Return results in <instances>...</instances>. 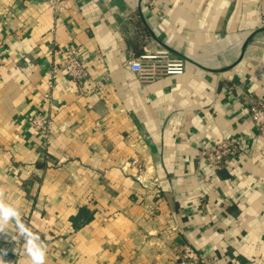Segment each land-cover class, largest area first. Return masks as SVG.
<instances>
[{
  "label": "crops",
  "instance_id": "crops-1",
  "mask_svg": "<svg viewBox=\"0 0 264 264\" xmlns=\"http://www.w3.org/2000/svg\"><path fill=\"white\" fill-rule=\"evenodd\" d=\"M0 42V193L45 264H176L180 243L207 264H264V142L248 113L264 97V0H0ZM68 48L96 90L58 73L47 101ZM159 50L184 72L140 81L127 61ZM224 140L238 149L216 168L201 148ZM24 245L14 223L0 230V264H31Z\"/></svg>",
  "mask_w": 264,
  "mask_h": 264
},
{
  "label": "built area",
  "instance_id": "built-area-1",
  "mask_svg": "<svg viewBox=\"0 0 264 264\" xmlns=\"http://www.w3.org/2000/svg\"><path fill=\"white\" fill-rule=\"evenodd\" d=\"M68 0H46V3L53 9H58ZM8 49L0 42V57L7 53ZM59 60H54L49 69L47 79V91L44 93L45 100L49 101L55 87V78L58 73L64 74L80 92L90 93L96 90V83L89 76L82 58L73 49H61L58 51ZM138 65V67H134ZM128 69L133 72L140 81L151 82L162 76L181 75L184 72L182 60L171 59L166 50H159L153 53L145 52L136 58L127 61ZM248 113L253 124L256 135L264 142V97L253 99L248 106ZM33 130L37 133L42 143L48 144L53 130V120L46 113H37L30 120ZM95 125L99 127V123ZM237 141L224 140L219 143L203 145L201 153L209 160L212 166L221 167L230 156L238 149ZM102 220L106 221L107 216L100 211ZM177 248L176 264H207L203 256L191 245L180 243Z\"/></svg>",
  "mask_w": 264,
  "mask_h": 264
},
{
  "label": "clouds",
  "instance_id": "clouds-1",
  "mask_svg": "<svg viewBox=\"0 0 264 264\" xmlns=\"http://www.w3.org/2000/svg\"><path fill=\"white\" fill-rule=\"evenodd\" d=\"M134 67H138V65H134ZM9 223H14L19 236L25 241L24 250L31 258V264H45L46 248L39 235L33 233L22 222L19 210L7 204L0 193V230H3Z\"/></svg>",
  "mask_w": 264,
  "mask_h": 264
},
{
  "label": "trees",
  "instance_id": "trees-1",
  "mask_svg": "<svg viewBox=\"0 0 264 264\" xmlns=\"http://www.w3.org/2000/svg\"><path fill=\"white\" fill-rule=\"evenodd\" d=\"M93 212L88 208L83 207L79 210V212L71 218V223L74 228H78L87 222H89L92 218Z\"/></svg>",
  "mask_w": 264,
  "mask_h": 264
}]
</instances>
